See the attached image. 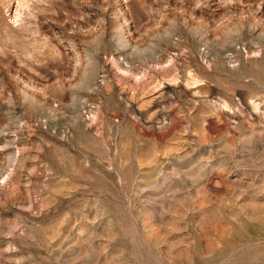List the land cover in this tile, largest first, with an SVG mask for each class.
Here are the masks:
<instances>
[{
	"label": "rangeland",
	"instance_id": "obj_1",
	"mask_svg": "<svg viewBox=\"0 0 264 264\" xmlns=\"http://www.w3.org/2000/svg\"><path fill=\"white\" fill-rule=\"evenodd\" d=\"M0 264H264V0H0Z\"/></svg>",
	"mask_w": 264,
	"mask_h": 264
}]
</instances>
